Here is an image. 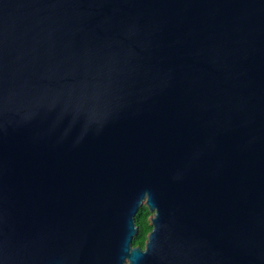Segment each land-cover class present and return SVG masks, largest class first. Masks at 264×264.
I'll use <instances>...</instances> for the list:
<instances>
[{
	"label": "water",
	"instance_id": "95a60500",
	"mask_svg": "<svg viewBox=\"0 0 264 264\" xmlns=\"http://www.w3.org/2000/svg\"><path fill=\"white\" fill-rule=\"evenodd\" d=\"M0 264H264V0H0Z\"/></svg>",
	"mask_w": 264,
	"mask_h": 264
},
{
	"label": "trees",
	"instance_id": "16d2710c",
	"mask_svg": "<svg viewBox=\"0 0 264 264\" xmlns=\"http://www.w3.org/2000/svg\"><path fill=\"white\" fill-rule=\"evenodd\" d=\"M150 216L151 213L147 210L145 205H142L134 216V223L137 227V234L132 239L131 244L133 247H140L141 249L144 248L147 235L151 230L149 221Z\"/></svg>",
	"mask_w": 264,
	"mask_h": 264
}]
</instances>
